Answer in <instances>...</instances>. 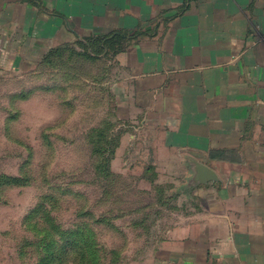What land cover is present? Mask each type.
I'll list each match as a JSON object with an SVG mask.
<instances>
[{"label": "crops", "instance_id": "1", "mask_svg": "<svg viewBox=\"0 0 264 264\" xmlns=\"http://www.w3.org/2000/svg\"><path fill=\"white\" fill-rule=\"evenodd\" d=\"M119 29L110 115L176 209L150 264H264V0H0V74Z\"/></svg>", "mask_w": 264, "mask_h": 264}, {"label": "rangeland", "instance_id": "2", "mask_svg": "<svg viewBox=\"0 0 264 264\" xmlns=\"http://www.w3.org/2000/svg\"><path fill=\"white\" fill-rule=\"evenodd\" d=\"M102 57L0 74V264H150L174 224L153 158L124 154Z\"/></svg>", "mask_w": 264, "mask_h": 264}, {"label": "trees", "instance_id": "3", "mask_svg": "<svg viewBox=\"0 0 264 264\" xmlns=\"http://www.w3.org/2000/svg\"><path fill=\"white\" fill-rule=\"evenodd\" d=\"M129 35L130 34L127 30L119 29L111 32L110 34H100L87 37L85 40H79L74 45H65L53 48L44 55V60L47 63H52L56 56L64 57L67 52L76 55H84L87 58H93L96 54H108L110 52L116 54L125 49Z\"/></svg>", "mask_w": 264, "mask_h": 264}, {"label": "water", "instance_id": "4", "mask_svg": "<svg viewBox=\"0 0 264 264\" xmlns=\"http://www.w3.org/2000/svg\"><path fill=\"white\" fill-rule=\"evenodd\" d=\"M195 164L196 174L194 177V181L196 182H207L211 180H216L218 178L215 170L205 163L199 160H192Z\"/></svg>", "mask_w": 264, "mask_h": 264}]
</instances>
